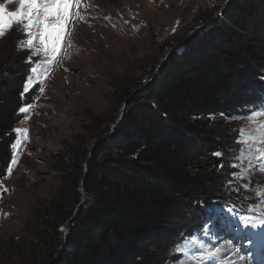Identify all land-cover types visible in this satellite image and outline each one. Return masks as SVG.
I'll use <instances>...</instances> for the list:
<instances>
[{"label":"trees","instance_id":"obj_1","mask_svg":"<svg viewBox=\"0 0 264 264\" xmlns=\"http://www.w3.org/2000/svg\"><path fill=\"white\" fill-rule=\"evenodd\" d=\"M208 22L142 90L126 78L111 85L105 112L52 156L60 188L10 252L25 264H173L178 244L211 228L205 209L254 206L248 183L229 185L238 171L229 165L239 123L264 107V0H229ZM10 35L0 49V179L20 109L40 95L39 85L25 91L30 53L17 49L16 27Z\"/></svg>","mask_w":264,"mask_h":264},{"label":"rangeland","instance_id":"obj_2","mask_svg":"<svg viewBox=\"0 0 264 264\" xmlns=\"http://www.w3.org/2000/svg\"><path fill=\"white\" fill-rule=\"evenodd\" d=\"M228 2L82 0L80 13L84 19H75L71 26L68 38L71 46L63 50L43 83H34L33 87L39 85L43 92L34 99L31 105L35 107L30 113L21 112L15 127L27 128L28 140L19 149L18 164L11 176L7 174L0 179L3 187L9 189L0 195V264H25L19 255L10 252L15 250L11 242H23L31 229L29 226H36L35 209L48 203L60 188V174L54 168L52 156L76 135L84 133L94 117L105 112L111 101V85L126 78L145 84L135 92L145 88L171 54L207 27L203 24L205 18L219 16ZM18 7V3L9 5L12 11ZM10 33L0 39V49L10 43ZM42 59V55L33 57L34 62ZM239 124L240 128L244 127L246 120ZM251 180L264 184V178L255 170ZM205 210L211 214L205 223L209 226L212 222L211 236L203 235L201 239L225 248L238 247L240 252L231 257L230 264H264V260L257 262L254 248V235L264 239L256 235L259 229H248L246 236L240 238L233 227L219 222V215L241 213L230 214L223 206ZM248 240L252 241L251 245ZM261 248L264 243L257 247L258 254ZM182 261L183 258L177 259L173 264ZM225 264L229 261L225 260Z\"/></svg>","mask_w":264,"mask_h":264},{"label":"snow or ice","instance_id":"obj_3","mask_svg":"<svg viewBox=\"0 0 264 264\" xmlns=\"http://www.w3.org/2000/svg\"><path fill=\"white\" fill-rule=\"evenodd\" d=\"M18 3L19 7L12 11L9 5ZM82 0H4L0 3V39H3L15 26L17 34L23 36L18 40V50H30L26 63L31 65L30 75L26 80L25 91L33 87L39 81L43 83L52 66L58 62L63 50L71 46L69 37L71 26L75 19L83 20L80 13ZM110 19V18H109ZM43 56L42 60L33 61V57ZM43 92V88L40 89ZM35 105L22 107L20 112L30 113ZM16 140L11 145L13 156L10 167L7 169L11 176L17 166L20 152L24 142L28 140V129L15 128ZM237 143L241 145L239 153L235 156L237 163L230 167L238 169L232 174L229 185L237 181H245L249 184L252 196L256 199L253 207L247 208L244 214L235 215L236 230L259 229L256 235L264 237V184L251 185L250 180L253 170L264 178V107L258 108L246 118V124L239 129ZM215 156L221 157L223 153L216 152ZM223 163L219 167H223ZM0 195L9 191L0 183ZM227 211L232 214L234 207ZM211 219V218H210ZM63 231V229H62ZM204 236H211V229H202ZM251 245L252 241L248 240ZM174 251L183 255L182 264H225V260L231 262V257L238 255V247L225 248L220 245L207 243L198 236H192L178 244Z\"/></svg>","mask_w":264,"mask_h":264},{"label":"water","instance_id":"obj_4","mask_svg":"<svg viewBox=\"0 0 264 264\" xmlns=\"http://www.w3.org/2000/svg\"><path fill=\"white\" fill-rule=\"evenodd\" d=\"M209 24V22L207 23V24H205V25H208ZM198 29H195V31H197ZM181 47V46H180ZM179 48V47H178ZM178 48H175V49H178ZM162 66H163V64H161L160 65V67H159V69H158V71L159 70H161V68H162ZM126 105V103H124V106ZM123 118V113H122V115H121V117L117 120V123L119 122V121H121V119ZM113 130H114V126H113V128H112V131H111V133L113 132ZM97 144V142L94 144V146ZM84 202V200L82 201V203ZM80 207V206H79ZM79 207H78V209H79ZM77 209V210H78ZM64 229H65V231L67 232V228H66V226L64 227Z\"/></svg>","mask_w":264,"mask_h":264}]
</instances>
